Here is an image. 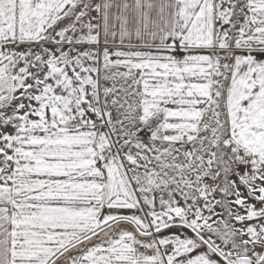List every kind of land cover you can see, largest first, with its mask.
<instances>
[{
	"label": "snow or ice",
	"instance_id": "obj_1",
	"mask_svg": "<svg viewBox=\"0 0 264 264\" xmlns=\"http://www.w3.org/2000/svg\"><path fill=\"white\" fill-rule=\"evenodd\" d=\"M0 264H264V0H0Z\"/></svg>",
	"mask_w": 264,
	"mask_h": 264
}]
</instances>
